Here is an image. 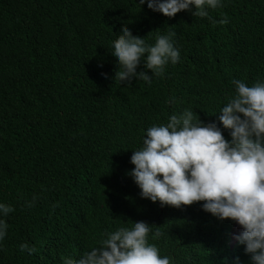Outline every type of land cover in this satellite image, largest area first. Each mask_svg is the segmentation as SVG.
I'll return each instance as SVG.
<instances>
[{"label":"trees","instance_id":"trees-1","mask_svg":"<svg viewBox=\"0 0 264 264\" xmlns=\"http://www.w3.org/2000/svg\"><path fill=\"white\" fill-rule=\"evenodd\" d=\"M194 11L169 18L140 0H0V203L14 209L0 217V264H63L140 221L171 264H251L231 238L236 222L203 202L162 207L128 175L146 130L185 109L230 140L219 110L233 81L264 82V0H224L207 18ZM125 27L148 45L174 32L179 62L157 76L141 62L150 83L114 80L111 45Z\"/></svg>","mask_w":264,"mask_h":264},{"label":"clouds","instance_id":"clouds-1","mask_svg":"<svg viewBox=\"0 0 264 264\" xmlns=\"http://www.w3.org/2000/svg\"><path fill=\"white\" fill-rule=\"evenodd\" d=\"M150 10L174 18L190 11L197 18H207L208 10L224 6V0H140ZM221 23H227L224 19ZM174 32L157 35L155 44L133 36L122 29L112 45L111 55L117 61L114 80L131 82L133 78L151 82L145 72H137L144 63L154 76L161 75L169 64H176L180 52L174 46ZM235 95L219 110L225 139L216 123L195 122L193 111L173 114L166 124L146 130L142 147L133 151L128 173L141 190V197L177 209L203 202L206 213L221 220L236 222L243 231L235 237L250 255L251 264H264V82L252 86L234 80ZM175 102V98H173ZM35 199V198H34ZM31 206V205H29ZM0 203V217L13 212ZM8 224L0 218V243L7 236ZM152 226L140 221L132 227L121 226L105 233L99 246L84 251L78 258H64L63 264H171L168 256L149 243ZM163 233L157 227L151 239ZM20 251L35 253L27 243ZM234 264H242L239 257Z\"/></svg>","mask_w":264,"mask_h":264},{"label":"rangeland","instance_id":"rangeland-1","mask_svg":"<svg viewBox=\"0 0 264 264\" xmlns=\"http://www.w3.org/2000/svg\"><path fill=\"white\" fill-rule=\"evenodd\" d=\"M242 231H243V229L236 223L234 225V228H233V233H232V236L233 237L231 236V238L234 239L236 237V235H239Z\"/></svg>","mask_w":264,"mask_h":264}]
</instances>
